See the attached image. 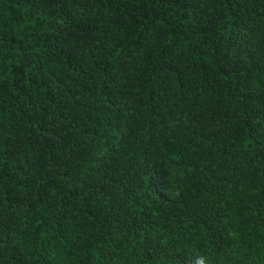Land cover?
<instances>
[{
    "label": "trees",
    "instance_id": "trees-1",
    "mask_svg": "<svg viewBox=\"0 0 264 264\" xmlns=\"http://www.w3.org/2000/svg\"><path fill=\"white\" fill-rule=\"evenodd\" d=\"M0 264H264V0H0Z\"/></svg>",
    "mask_w": 264,
    "mask_h": 264
}]
</instances>
